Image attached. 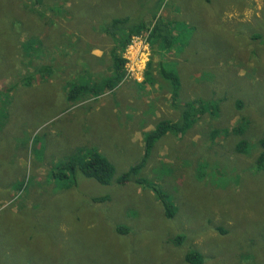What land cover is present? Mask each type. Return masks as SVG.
Returning <instances> with one entry per match:
<instances>
[{"label":"rangeland","instance_id":"rangeland-1","mask_svg":"<svg viewBox=\"0 0 264 264\" xmlns=\"http://www.w3.org/2000/svg\"><path fill=\"white\" fill-rule=\"evenodd\" d=\"M156 8L172 24L170 48L161 54L147 32L134 35L123 52L128 82L70 102L75 83L112 75L103 22L127 17L149 27ZM29 38L37 47L22 56L15 48ZM162 67L181 78L177 107ZM26 75L35 81L23 84ZM17 82L0 93V264H186L189 249L206 264H264V0H0V91ZM133 89L148 118L121 102ZM189 101L204 108L198 124L166 134L139 176L116 184L142 161L145 135L178 120ZM128 116L148 131L131 147L116 128ZM86 124L101 126L104 138L90 139ZM92 149L114 164L115 184L81 173L76 185L54 178L75 152ZM150 185L169 197L173 218Z\"/></svg>","mask_w":264,"mask_h":264},{"label":"trees","instance_id":"trees-1","mask_svg":"<svg viewBox=\"0 0 264 264\" xmlns=\"http://www.w3.org/2000/svg\"><path fill=\"white\" fill-rule=\"evenodd\" d=\"M32 1H34V3H40V5L44 3V0ZM151 1H155L156 4L161 5L164 0H149V2ZM158 11L159 9L157 8L153 11L152 21L149 23V27L147 26L145 21L130 24V18L127 17L121 19L114 18L112 19V22L110 24H105L103 22L105 27V29H103L104 33L109 35L114 42V47L111 51V59L113 62L111 68L112 75L102 79L101 83H97L96 81L90 83L89 80H85V82L82 83H75L67 93V99L70 102L74 103L83 99H88L90 96H92V98L94 99H97L105 90H113L117 85H119V83L126 81L128 75L126 64L128 61L126 58H124L123 52L131 44L132 37L134 35H142L144 32H147V39L149 40L151 46L159 45V51L161 50L162 52H164L167 48H170L173 43L174 36V31L171 26L172 24H170L169 22H165L161 17H159ZM36 42L37 39L29 38L23 46L18 47L17 45L15 50L22 56L24 55L22 51H25L27 55L29 54L31 56L33 53L32 51H35L33 47H37ZM161 51L160 53L162 54ZM43 70L44 69L42 67L38 68V72L43 73ZM160 71L163 76L172 83L171 97L173 99V105L177 107V101L179 99L178 97L181 89V78H179L178 73L175 74L168 72L164 67L160 68ZM34 81V75H26L23 78V84L25 85H30ZM18 84H20V82H17L8 87L6 86L5 88L7 90H1L0 93L3 94V92L13 91L15 86H19ZM238 106L239 108L242 107V103L240 101H238ZM203 110L204 108L201 106L200 101H189L183 106L181 117L178 120H164L160 122L153 131L147 133L144 138L145 153L142 161L137 165L132 166L126 173L121 175L117 183H112L115 175L114 164H112V162L106 156H104L96 149L88 151L86 153V156H83V154L80 155L79 153L75 152L58 171V173H53V176L55 179H60V181L62 182L67 179L70 183L76 185L78 174L81 173L89 179L96 180L101 185L111 186L115 183L124 185L139 176V173L142 171L157 141H159L168 133H177L183 135L190 129H193L200 121L202 113H205V111ZM243 128V126H238L236 129H234V133L243 134ZM258 144L261 152L257 157V164L259 168L264 169V134L259 138ZM246 145L247 142L245 140L240 142L238 144V151L243 153ZM135 182L138 184L143 183L141 180H135ZM150 186L151 191L154 192L160 199L164 207L166 217L169 219L173 218V204L170 201L169 197L167 195L160 194L157 187H154L152 185ZM105 200H108V196L93 198V201H95L96 203ZM127 230L128 229L124 227L117 228L118 233L121 234L126 233ZM218 230H220L221 232H226L223 228H218ZM185 237V235H182L176 241L178 243H181ZM184 260L186 264L207 263L204 254L197 249H189L185 254Z\"/></svg>","mask_w":264,"mask_h":264},{"label":"crops","instance_id":"crops-1","mask_svg":"<svg viewBox=\"0 0 264 264\" xmlns=\"http://www.w3.org/2000/svg\"><path fill=\"white\" fill-rule=\"evenodd\" d=\"M128 81H126L125 83H127ZM135 89H133L131 91V95H125L126 97H123L122 94V99L121 102L123 104H125L126 106L130 107L131 109H133L134 114L136 112V117L135 118H139L141 116H145L147 117V112L148 109H142V103L140 101V98L138 97V95L135 94ZM106 105L107 102H106ZM101 107H106L103 103H101V105L99 106V108L97 109L98 111L101 109ZM133 116H128L126 120L123 121V124H121L119 127H116L119 129L120 132H123L125 135V140L127 141V144L131 147L132 144H130V139L134 138V134L138 133V132H148V131H144L142 128H140V124H135V122L132 121V124H130V121L132 120ZM148 118V117H147ZM160 118V114L157 113L156 116H151V119H157ZM151 120V122H152ZM105 124L104 126L107 127V129L110 131L111 129H113V126H109L107 123H103ZM144 125V124H143ZM86 130L88 131V137L91 139V133L94 136V133H96L97 136H100L101 133V126H96L94 127V129L91 127V124H86ZM153 128L152 125H149L148 127L145 128V130H149ZM133 131V132H132ZM151 131V130H150ZM90 133V134H89ZM90 135V136H89ZM104 138V135H101L100 140ZM135 146V145H134Z\"/></svg>","mask_w":264,"mask_h":264},{"label":"clouds","instance_id":"clouds-1","mask_svg":"<svg viewBox=\"0 0 264 264\" xmlns=\"http://www.w3.org/2000/svg\"><path fill=\"white\" fill-rule=\"evenodd\" d=\"M106 35H107V34H106ZM147 37H148V36H147ZM110 56H111V54H110ZM190 130H191V129H190ZM190 130H189V131H190ZM150 132H151V131H150ZM187 132H188V131H187ZM187 132H186V133H187ZM148 133H149V132H148ZM143 149H144L143 151H144V153H145V145H144ZM143 156H144V155H143Z\"/></svg>","mask_w":264,"mask_h":264}]
</instances>
